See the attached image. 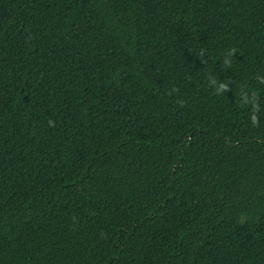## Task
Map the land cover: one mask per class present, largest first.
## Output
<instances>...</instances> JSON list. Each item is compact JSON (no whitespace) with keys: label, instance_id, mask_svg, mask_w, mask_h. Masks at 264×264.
Masks as SVG:
<instances>
[{"label":"trees","instance_id":"1","mask_svg":"<svg viewBox=\"0 0 264 264\" xmlns=\"http://www.w3.org/2000/svg\"><path fill=\"white\" fill-rule=\"evenodd\" d=\"M0 264H264V0H0Z\"/></svg>","mask_w":264,"mask_h":264}]
</instances>
